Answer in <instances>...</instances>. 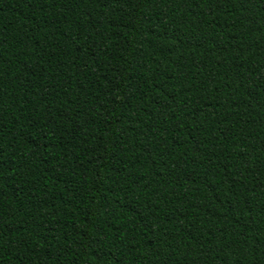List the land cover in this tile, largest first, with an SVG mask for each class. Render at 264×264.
<instances>
[{"label": "trees", "instance_id": "obj_1", "mask_svg": "<svg viewBox=\"0 0 264 264\" xmlns=\"http://www.w3.org/2000/svg\"><path fill=\"white\" fill-rule=\"evenodd\" d=\"M0 264H264V0H0Z\"/></svg>", "mask_w": 264, "mask_h": 264}]
</instances>
